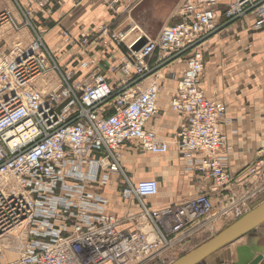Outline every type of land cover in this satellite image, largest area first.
<instances>
[{
    "label": "built area",
    "instance_id": "obj_1",
    "mask_svg": "<svg viewBox=\"0 0 264 264\" xmlns=\"http://www.w3.org/2000/svg\"><path fill=\"white\" fill-rule=\"evenodd\" d=\"M12 2L22 22L3 11L0 25L29 29L32 40L0 47V79L8 74L13 81L0 95V264H149L189 242L216 218L210 194L154 208L149 200L157 197L159 182L131 181L121 166L122 148L134 142L158 156L173 143L183 154L184 170L212 182L210 193L228 191L234 179L221 132L227 106L208 98L202 87L205 45L246 16L253 18L254 31L263 30L264 0H183L180 21L155 38L137 26L115 31L102 25L76 35L62 29L56 50L47 48L31 23L35 11L51 16L49 0ZM143 38L140 49L132 50ZM96 41L120 54L109 71L117 78L95 71L78 80L80 71L59 63L61 48L87 52ZM177 61L185 67L169 108L180 123L169 142L148 130L147 122L158 112L160 71ZM90 64L83 61L81 69ZM51 74L54 87L42 90ZM146 79L151 81L143 86ZM261 165L254 163L249 173L257 175ZM113 177L121 213L105 192ZM252 195L218 214L239 215ZM6 255L14 259L3 263Z\"/></svg>",
    "mask_w": 264,
    "mask_h": 264
},
{
    "label": "crops",
    "instance_id": "obj_2",
    "mask_svg": "<svg viewBox=\"0 0 264 264\" xmlns=\"http://www.w3.org/2000/svg\"><path fill=\"white\" fill-rule=\"evenodd\" d=\"M182 2L183 0H121L117 4H111L110 0H86L74 4V0H49L51 16L42 18L35 11L33 19L38 28L46 33L43 38L47 48L56 50L59 41L55 37L59 38L57 34L60 30H68L73 35L80 33L82 29L95 31L94 21L106 13L109 22L116 15L119 18L117 31L137 26L145 35L155 38L162 28L180 21L178 13ZM218 19L220 24L225 21L220 14ZM175 20L177 21L174 22ZM83 24L89 26L85 28L82 27ZM252 25L251 16L229 23L205 45L202 87L208 98L220 100L227 106L225 121L221 124V132L225 136L222 150L228 156L227 172L234 179L227 192L210 193V180L186 172L183 154L173 143L167 154L158 156L142 152L134 142L122 148L121 166L131 181L155 179L159 182L157 197L149 200L154 208L181 204L199 193L210 194L216 218L190 240L200 238L214 229L221 218L229 215H219L218 212L229 208L233 201L249 193L253 197L264 191V29L254 31ZM5 26L7 25H0V47L8 49L18 41L23 45L30 43L29 29H22L18 36L8 41L3 36ZM229 29L235 32L227 33ZM50 31L51 34L46 36ZM97 45L91 44L86 49L87 52L63 47L56 55L67 70L80 71L78 80L95 71L103 73L109 79L117 78V73L110 74L109 71L110 67L119 62L120 54L108 47L100 50ZM223 51L225 55H222ZM207 54L213 55L208 62ZM230 56L233 57L234 64L227 66L223 59ZM83 61H91L92 64L81 69ZM184 67L183 62L177 61L160 71L163 78L156 105L158 112L147 122L148 130L169 142L174 138L180 123L178 116L169 108V103L175 94L176 79ZM172 74H175L174 78ZM150 81L151 79H146L142 85L146 86ZM260 161L262 165L258 174L251 175L249 169ZM116 181L117 178L113 177V185L105 189L111 200L117 196ZM258 255L263 256L259 264H264V223L198 264H248Z\"/></svg>",
    "mask_w": 264,
    "mask_h": 264
},
{
    "label": "rangeland",
    "instance_id": "obj_3",
    "mask_svg": "<svg viewBox=\"0 0 264 264\" xmlns=\"http://www.w3.org/2000/svg\"><path fill=\"white\" fill-rule=\"evenodd\" d=\"M18 1L21 5H24V6L26 5V0H18ZM82 1H86V0H82ZM77 2H78V0H74V4H77ZM6 10L10 11L12 18L16 22H18V23L22 22V18L20 17V15H18L17 10H16V6L13 4L12 0H0V11H6ZM33 18H34V16L31 18V23H32L33 27L34 28L38 27L37 24L34 22ZM108 19H109V17H108L107 13L104 14V16L98 17V19L96 21H94V23H93V25H94L93 28L95 27V31L98 30L102 25H107L109 30H112V29L115 31L119 30V28H118V23H119L118 19L119 18L117 17V15L113 19H111L110 22ZM176 21L177 20H175L174 22H176ZM88 26L89 25H87V24L86 25L83 24L82 27L86 28ZM22 29H24V28H21V30ZM220 30H218L215 34L220 32ZM3 31H4L3 36L6 37L8 41H12L11 39L15 36H18L20 33V32H14L13 30H11L10 28H8V25L3 28ZM41 31H42V36H44L46 34L45 31L44 30H41ZM51 32L52 31L47 33L46 36L50 35ZM233 32H235V30L229 29L227 33H233ZM59 33L60 32H58L57 35H60ZM55 39H58V41H59L58 46H60V37L58 38V36H57V37H55ZM31 40H32V35H31V38H29V41H31ZM95 44L97 45V41ZM97 47L100 50H104L106 48L105 45H103L101 43L100 44L98 43ZM222 53H223L222 55H225L224 51ZM212 56H209L208 54L206 55L207 62L209 61V59ZM232 60H233V57L230 56V57H228V59L224 58L223 63L227 64V66L233 65L234 63L232 62ZM59 63H60V61H59ZM46 81H47V83H45ZM50 81H52V83L53 82L56 83V81H57L56 76H54L52 74L49 75L47 80H45V82H41L39 87L42 90H46V91L50 90L52 87H54V85ZM256 195L251 197L250 199H248L244 203L243 207H241L242 209H241V213L239 215H236L234 212H232L229 215L224 216L223 218H221L218 221V224L215 225L214 229L204 233L202 237L193 238V239L189 240V242L185 243L184 245L177 246L173 251H169V252L164 253V255H162L161 258L156 259L149 264H171L177 258L185 255L186 253L190 252V250H192V249L196 248L197 246L203 244L206 240H208L211 237H213L214 235H216L219 231H221L222 229L231 225L233 223V221H235L236 219H238L239 217H241L242 215L247 213V211L253 209L254 207H256V206L260 205L262 202H264V191H262L261 194H256ZM240 199L241 198H239L238 201ZM111 201H112V206L114 205L117 208L118 213H121L122 211H124V207L120 203L118 204L117 203L118 201L116 199H113ZM238 201L236 200V202H238ZM13 259H14V256L6 255L5 260H3L2 262L4 263V262H7V261H10Z\"/></svg>",
    "mask_w": 264,
    "mask_h": 264
},
{
    "label": "water",
    "instance_id": "obj_4",
    "mask_svg": "<svg viewBox=\"0 0 264 264\" xmlns=\"http://www.w3.org/2000/svg\"><path fill=\"white\" fill-rule=\"evenodd\" d=\"M144 43L145 39H140V41L133 45L131 49L138 51ZM262 223H264V202L247 211V213L233 221L231 225L219 231L203 244L190 250V252L177 258L171 264H198L204 261L205 258L218 252L219 249L242 238V236H245L248 232L259 227ZM262 259L263 256L258 255L248 264H259Z\"/></svg>",
    "mask_w": 264,
    "mask_h": 264
},
{
    "label": "bare ground",
    "instance_id": "obj_5",
    "mask_svg": "<svg viewBox=\"0 0 264 264\" xmlns=\"http://www.w3.org/2000/svg\"><path fill=\"white\" fill-rule=\"evenodd\" d=\"M10 86H13V81L10 80L8 74H6L0 79V95L5 89L9 88Z\"/></svg>",
    "mask_w": 264,
    "mask_h": 264
}]
</instances>
